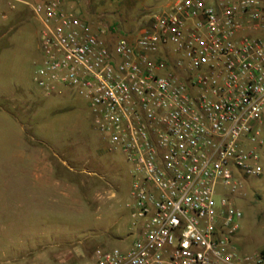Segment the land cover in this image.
<instances>
[{
	"label": "built area",
	"instance_id": "obj_1",
	"mask_svg": "<svg viewBox=\"0 0 264 264\" xmlns=\"http://www.w3.org/2000/svg\"><path fill=\"white\" fill-rule=\"evenodd\" d=\"M18 3L41 25L37 86L84 98L132 166V243L53 264H264V251L238 249L242 214L230 199L262 172L261 1L176 0L115 40L60 0H7Z\"/></svg>",
	"mask_w": 264,
	"mask_h": 264
},
{
	"label": "rangeland",
	"instance_id": "obj_2",
	"mask_svg": "<svg viewBox=\"0 0 264 264\" xmlns=\"http://www.w3.org/2000/svg\"><path fill=\"white\" fill-rule=\"evenodd\" d=\"M174 1L89 0L80 14L100 38L115 40ZM11 10L15 22L0 39V264L34 263V245L71 263H84L96 247L124 249L139 229L128 205L132 166L96 130L84 98L47 95L37 86L41 25L29 6ZM44 160L61 183L45 182ZM260 163L261 174L241 178L230 196L242 214L236 245L248 254L264 251V151Z\"/></svg>",
	"mask_w": 264,
	"mask_h": 264
},
{
	"label": "crops",
	"instance_id": "obj_3",
	"mask_svg": "<svg viewBox=\"0 0 264 264\" xmlns=\"http://www.w3.org/2000/svg\"><path fill=\"white\" fill-rule=\"evenodd\" d=\"M60 2H61L62 9H64L65 11H74V12L78 11L79 15L83 16L80 13L81 11H84L85 4H87L89 0H60ZM6 9L7 10L9 9V10L6 11ZM4 11L8 12V15H3ZM15 15H16L15 11L8 8L7 0H0V39L2 37H5L6 35H9L8 30L6 31L4 29L6 26L9 25V23L14 21ZM92 15L94 16V13ZM99 15L100 14L96 16L98 17ZM21 103L24 104V102H21ZM0 110H2L1 104H0ZM42 168H43V171H45L43 172V174H45V182L54 181L55 184L61 183V181L58 179L57 172L54 170L53 165L48 164L44 160L42 162ZM2 195L4 194H3V190L1 189V182H0V198H2ZM33 197H40V196H33ZM2 213H3V210L0 209V214ZM29 249L30 251L28 252V255H32L31 253L32 250L36 251L35 253H33L34 256L32 257V261L34 263H24V264H51V263H55L59 258L63 257V256H55L56 260L55 259L53 260V255L48 256L45 254V247H43V245H34L33 247H30Z\"/></svg>",
	"mask_w": 264,
	"mask_h": 264
}]
</instances>
